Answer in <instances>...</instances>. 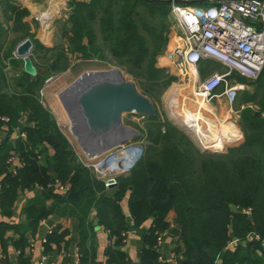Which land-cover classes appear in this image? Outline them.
<instances>
[{
	"label": "trees",
	"instance_id": "trees-1",
	"mask_svg": "<svg viewBox=\"0 0 264 264\" xmlns=\"http://www.w3.org/2000/svg\"><path fill=\"white\" fill-rule=\"evenodd\" d=\"M106 1L81 3L69 0L74 7L72 37L79 54L88 60L97 54L95 48H91V35L87 31L89 22L102 11ZM112 2H122L129 8L120 14L117 29L114 15L104 9L108 15L102 24L104 31L116 35L117 47L124 56L142 64L137 67L146 72L153 85L169 87L174 78L156 67L157 55L164 48L166 39L150 32V40L155 43V50L151 51L147 39L139 32L134 15L136 2L170 8L171 1L110 0V5ZM0 8L11 13V17H7L14 21L13 32L26 27L23 23L25 14L20 12L15 16V12L22 10L11 0H1ZM3 33V28H0V36ZM39 49L41 45L36 42V51ZM13 51L4 52L5 59L0 57V117L10 118L11 129L21 127L27 133V140H18L15 148L6 141L0 149V205L5 217L13 214L21 192L39 186L48 188L51 180H59L70 185L72 191L81 192L85 202L78 206L80 213L88 217L90 211L96 209L101 225L116 238L115 249L108 252L107 264H132L123 249L122 234L128 232L129 227L119 201L127 197L130 213L138 228L153 220L143 238L140 264H166L165 261L159 262L161 254L157 242L162 234L172 230L167 220L171 212L175 214L174 227L179 230L178 243L184 246L185 257L194 264H219L220 261L221 264H264V254L258 255L256 247H252L255 251L250 259L247 248L241 245V241H248L251 235L264 240V119L261 117L264 105L258 112L246 110L243 113L242 122L248 133L242 145L223 156L203 154L190 143L186 144L183 133L169 123L166 124V134L161 136L159 128L162 124H158V118H151L157 128L148 131L150 145L144 156L128 176L118 177L115 193L108 196L106 183L78 161L68 138L41 102L43 77L40 74L31 77L22 71L20 76L10 81L4 73L8 67L4 60H11ZM10 64L18 66L14 60ZM10 84L13 85L11 94L5 92ZM251 100L254 101L253 98ZM21 120L25 125L19 124ZM232 128L230 124L224 126L223 134ZM12 150L23 162L16 175L9 171L8 165ZM150 197L166 202V208L153 210L148 202ZM57 198L64 203L68 200ZM33 208L30 212L38 219L50 214L41 204L33 205ZM62 238L57 233L50 234L45 243L46 250H51L52 244ZM234 238L241 243L232 251L234 249L229 245ZM88 259L87 253L82 254L80 264H87Z\"/></svg>",
	"mask_w": 264,
	"mask_h": 264
},
{
	"label": "rangeland",
	"instance_id": "rangeland-1",
	"mask_svg": "<svg viewBox=\"0 0 264 264\" xmlns=\"http://www.w3.org/2000/svg\"><path fill=\"white\" fill-rule=\"evenodd\" d=\"M47 1L48 4L49 1H51V12L49 14L48 12L44 13V11L40 10L41 12H39L36 10V7H38L36 3L38 2L35 4L32 2L28 4L26 3V8L22 6L19 7L22 11L15 12V16L22 12L25 14L24 18L28 19L30 22H28L27 26L23 30L17 33L15 32L10 36H5L3 39L0 37V41L3 46H1L3 49L2 54L3 52L16 50V47L27 39L40 44L39 39L42 38L41 40L46 42V44H40L41 49L33 53L39 66V74L44 79V88L40 93V99L41 102H44L45 106L49 107L51 110L50 112L55 118L60 130L69 140H71L74 151L77 153L79 158H84L86 152L71 132V123L59 99V94L72 85L85 72L110 71L113 69L120 70L126 79L136 86L141 94L152 100L157 110L156 118H158V124H162V127L159 128L161 129V136L166 134V130L168 128L166 124L169 123L183 133L185 136L183 137V140L186 144L190 143L200 152L203 151L202 148L199 147L192 133L186 127L184 128L180 120L176 119L174 113V109L179 108V106H185L188 103H190L193 108H196L197 105H205L201 101L199 102L198 100H194L192 95L194 86H191V82L188 80L189 78L180 75L172 64L171 54L173 47L171 42L173 37H175L178 32L177 26L173 23L172 18L170 17V11L173 3L170 2V8L167 6L157 8L153 5L140 4L139 2L135 3L136 12L134 20L139 28V32L147 39V45L150 50H155V43L151 42V38L149 37L150 32L155 33L158 38L162 35L166 39L164 48L160 50L157 55L156 67L163 69L165 74L173 77L174 82H172L169 87L163 88L153 85V82L148 80L146 72L140 71V68L137 66H142V64H137L130 56H124L123 51L117 47L116 35H111V33L105 32L106 30L104 31L102 24L108 19V15L104 12V9L107 8L109 12L114 15L115 29H117L118 27L116 24L119 22L120 14L122 12H126L129 8L124 3L112 2V5H110V0H107L105 7L101 9L102 11L97 12L94 18L89 22L90 28L87 31L91 35V48H95L97 54L93 56L92 59L88 60L86 59V56L83 57L79 54L77 51V44L72 37L73 24L71 19L74 14V7L70 4L69 0ZM194 6L205 7L206 5L198 4ZM32 14L34 18L32 17ZM32 18L33 21H31ZM31 24H33L36 28H32L33 26ZM51 38L53 39V43L50 47L49 41ZM91 48L89 49V52H91ZM4 49L6 51H4ZM14 52L15 51L12 53L14 54ZM14 62L20 63L17 64V67L13 64L6 69L10 81L23 71V62L19 60H14ZM210 71L211 70H209V72ZM260 78V84H264V73ZM12 87L13 85L10 84L7 93L11 94ZM178 91L181 92L176 93ZM173 93H175L176 96L173 95ZM257 95L258 97L255 105L258 108H262V105L264 104V88H262V92L258 91ZM206 108H209V105H207ZM188 112L191 111L187 110V113ZM203 113L204 115H201L205 121L206 128L207 126L211 127L213 123H215L212 108L207 111V113L203 110ZM189 114H186L187 116H185L187 117L185 118L186 121L191 118V113ZM233 123L236 124V141L227 145L221 152L211 154L216 156L228 155L231 150L242 145L243 139L248 133L243 125L242 116L239 122L236 123L233 121ZM123 124L136 133V135L123 134V139L126 141L125 144L141 145L143 149V153H141L142 158L150 145V141L147 138L149 134L148 131L150 128H157V124L151 118L135 114L124 115ZM123 135H121V137ZM208 139L209 144H212L214 141L216 143H220V138L215 135L210 136L208 134ZM115 148L106 154L108 155L110 152H115ZM107 155L102 156L101 158H104ZM110 175L111 173H108L106 176ZM248 210L250 211L251 209ZM40 245V242L37 243L38 247H40Z\"/></svg>",
	"mask_w": 264,
	"mask_h": 264
},
{
	"label": "crops",
	"instance_id": "crops-1",
	"mask_svg": "<svg viewBox=\"0 0 264 264\" xmlns=\"http://www.w3.org/2000/svg\"><path fill=\"white\" fill-rule=\"evenodd\" d=\"M11 1L14 3V5L18 7L22 6L24 8L27 6L26 3L28 4L32 2L35 4L38 2L36 3L38 6L36 7L37 11H44V13L48 12V14L51 12V1H49V4L47 0V2L45 0ZM78 1L81 3H89L91 0ZM8 15L11 17L10 12H3V10L0 8V28H3V31L5 32L3 33V36H0L2 39L5 38V36H10L15 33L12 31L14 21L8 20ZM33 18L31 21H33ZM28 22H30L28 19L23 18V23L26 24V26ZM31 25L33 26L32 28H36L33 24ZM41 39H39L40 44H46V42ZM49 43L51 47L53 43L52 38L50 39ZM33 44L34 49L32 52V59L34 64L37 65L36 69L38 71L39 66L33 54L36 51V42H33ZM1 45L2 44L0 41V57L5 59L4 52L2 54L3 49ZM4 51L6 50L4 49ZM4 63L7 64L8 68L11 65L10 59L4 60ZM6 69H4V73L7 75ZM209 70L211 71L209 72ZM223 71L224 69L219 63L212 60H206L202 62L199 67V76L201 79H206L212 73H223ZM21 73L22 72H20L18 75L20 76ZM260 79L256 82H250L248 80H242L238 78L234 79V83L239 82L244 84L245 89L236 93L235 97L233 95H222L223 89H221L219 91L220 97L215 99L213 102L214 108H212V110L214 114L221 120H226L228 117H230L237 123L246 110H252L251 108H254L255 110L252 111L258 112L260 108L255 105L258 97L257 93L258 91L262 92V88H264V84H260ZM191 84H193V81H191ZM7 91L8 90L5 92ZM252 98L254 101L251 100ZM198 106L201 105H197V108ZM47 108L49 109V107ZM203 108L204 107L202 106L199 108L202 115H204ZM210 109L211 107L206 108L205 112L207 113V111ZM49 111L51 110L49 109ZM15 128L11 129L9 127L8 129L7 125L0 121V149L6 141H9L13 148L16 147V142L18 141L16 140V134H14V132L9 134V130H15ZM69 142L71 143V140H69ZM10 153L11 156L16 155L18 158L19 162L17 161V165H20V163L23 165V162L19 159V156L14 150H12ZM52 181L53 180H51L48 188L39 186L31 190L21 192L15 203L14 212L10 217H5L2 214L0 205V264H40L44 254L48 257V260L45 264H76L78 255L85 253H87L89 257L87 264H107L108 252L111 249H115L116 238L112 237L111 234H109L104 228V226L101 225L96 209H92L88 214V217L83 216V214L80 213V207H78L81 205L68 201V195L65 196L60 194L56 188H54ZM104 182L106 183V181ZM116 188L117 180L114 184L107 186V195L113 196ZM56 196L66 199L67 202H61ZM33 201H35L33 205L41 204L46 207L50 211L49 216L43 219H38L36 215H33L32 212H30L32 209H34L33 205L31 204ZM119 201L121 202L126 223L129 227L128 245L123 249L128 253L132 264H140V253L144 248L143 238L149 228L152 226L153 220H149L145 225L138 228L134 222L133 216L130 213L128 197L124 198L123 200L120 199ZM96 218L99 219L98 225H95ZM167 220L172 225V229H174L175 214L173 212L168 215ZM75 227L77 229H75ZM49 231H51V234L54 232L62 235L63 238L60 242L53 243L51 250H46V253H43L42 247L43 245L45 246L44 241H47L49 238ZM250 237L251 238H249L248 241H241L242 243L239 239L234 238L233 242H240L241 245H243L246 249L250 242L256 240L255 235H251ZM39 242L41 244L40 247L37 246V243ZM259 242L264 245V240H259ZM230 245V249L237 247V245H234V248H232L233 245ZM251 250L253 254L255 250L253 248ZM232 251H235V249ZM159 252L164 257L166 264H182L183 261L188 259L184 255V246L178 243V237L171 235L167 238H164ZM256 253L258 255H263L258 248ZM219 264H221V261Z\"/></svg>",
	"mask_w": 264,
	"mask_h": 264
},
{
	"label": "built area",
	"instance_id": "built-area-1",
	"mask_svg": "<svg viewBox=\"0 0 264 264\" xmlns=\"http://www.w3.org/2000/svg\"><path fill=\"white\" fill-rule=\"evenodd\" d=\"M179 1L171 0L173 5L170 17L178 30L171 42L173 47L172 64L180 75L189 78V82L193 81L191 71L194 69L195 83L190 84L194 86L192 91L194 100L214 108L213 102L220 97L219 91L221 89H223L222 95H233L234 97L236 93L245 89L244 84L234 83V79L256 82L264 73V0H213L204 3L205 7L194 5L193 7ZM182 8L187 11L183 13ZM191 8L197 12L188 11ZM13 60H20L16 52H14L10 62ZM206 60L219 63L224 69L223 73L215 72L206 79H201L199 67ZM251 109L255 110L254 108ZM261 116L264 119V111ZM213 119L215 123L211 127L207 126L206 133L210 136L219 137L220 143L214 141L212 144L203 146L192 135L202 150L209 149L219 153L227 145L236 141V124L230 117L221 120L214 114ZM0 121L5 123L9 129L10 118L0 117ZM19 124L25 125V122L21 120ZM229 124L233 128L225 135L222 126ZM12 132L16 134V140H27V133L21 127L15 128ZM115 149L113 153L110 152L108 155L104 153L95 158L89 157L86 153L84 158H79L77 153L76 155L81 164L92 169L98 179L106 181V185L110 186L116 182L117 177L129 175L140 161L141 153H143L142 146L138 144H125ZM105 155L107 156L101 158ZM17 161L19 162L16 155L11 156L8 160L9 171L13 175H16L18 169L22 167L20 166L21 163L17 165ZM108 173L111 175L106 176ZM53 185L60 194L65 196L72 191L70 185L62 184L59 180H55ZM108 233L111 234L110 231ZM50 234L51 231H49ZM167 236H170V232H166L158 238L157 248L159 250ZM122 237L124 247H127L128 232L123 233ZM255 238L257 241L260 240L258 236ZM46 242L44 241V244ZM230 244L234 248V245H238L239 242ZM42 252L46 253L44 245ZM81 259L82 254H79L76 264H80ZM47 260L48 257L44 254L40 264H45ZM164 261V257L161 255L159 262Z\"/></svg>",
	"mask_w": 264,
	"mask_h": 264
},
{
	"label": "water",
	"instance_id": "water-1",
	"mask_svg": "<svg viewBox=\"0 0 264 264\" xmlns=\"http://www.w3.org/2000/svg\"><path fill=\"white\" fill-rule=\"evenodd\" d=\"M211 1L213 0H180L179 2L192 6ZM33 49V42L27 39L17 47L15 52L23 61V71L31 77H37L38 71L32 59ZM59 99L69 117L72 134L91 158L104 154L111 145L112 148L125 145V139L119 140L121 135L127 133L136 135L135 131L124 126V115L135 114L148 118L157 116L152 100L141 94L118 69L85 72L59 94ZM92 146L94 150H90ZM87 150L90 151L87 152ZM202 153L215 152L204 149ZM68 201L79 205L85 202L80 191H71L68 194ZM148 202L155 211H162L167 206L166 202H159L154 197L148 198ZM98 223L99 219L96 218L95 225ZM170 235L178 237L179 230L172 229ZM253 246L264 254V245L254 240L247 245L250 259H252ZM182 264H194V262L187 259Z\"/></svg>",
	"mask_w": 264,
	"mask_h": 264
},
{
	"label": "bare ground",
	"instance_id": "bare-ground-1",
	"mask_svg": "<svg viewBox=\"0 0 264 264\" xmlns=\"http://www.w3.org/2000/svg\"><path fill=\"white\" fill-rule=\"evenodd\" d=\"M183 13H185L187 10L186 9H183L181 10ZM188 11H191V12H197L195 11L193 8H191L190 10ZM193 71H191V76L194 80V83H195V79H196V75H195V72H194V69H192ZM192 86V85H191ZM75 88V87H73ZM191 90H192V87H191ZM190 90V91H191ZM69 91V90H68ZM205 106H202L204 107L203 110L206 109L207 105L208 104H205ZM199 107L201 108V106H198V108H193L191 106L190 103L186 104L185 106H179V108L177 109H174V113H175V116H176V119L177 120H180L181 124L186 127L198 140L199 143H202V145L204 146L205 144L206 145H209V139H208V134L206 133V125H205V121L203 119V116L201 115V112L199 110ZM187 110L191 111V112H188L187 113ZM192 110H195V111H192ZM189 113H191V118L190 120L187 119L188 121H186L185 116H187ZM227 113V112H226ZM187 114V115H186ZM229 114V112H228ZM190 115V114H189ZM128 134V133H127ZM125 135V134H124ZM124 135L122 137H119V140L121 138L124 137ZM79 143V142H78ZM208 147V146H206ZM112 145L110 147V149H107L106 151H104V153H107L109 152L110 150H112ZM90 150H94V146L91 147ZM89 150V151H90ZM87 150V152H89Z\"/></svg>",
	"mask_w": 264,
	"mask_h": 264
}]
</instances>
